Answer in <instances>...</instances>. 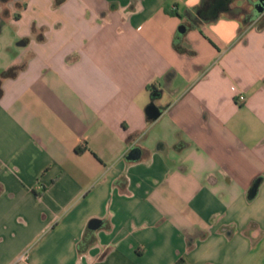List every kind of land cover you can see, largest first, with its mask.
I'll return each instance as SVG.
<instances>
[{
	"label": "crops",
	"instance_id": "1",
	"mask_svg": "<svg viewBox=\"0 0 264 264\" xmlns=\"http://www.w3.org/2000/svg\"><path fill=\"white\" fill-rule=\"evenodd\" d=\"M53 3L7 15L34 13L0 85V264H264V14Z\"/></svg>",
	"mask_w": 264,
	"mask_h": 264
},
{
	"label": "rangeland",
	"instance_id": "2",
	"mask_svg": "<svg viewBox=\"0 0 264 264\" xmlns=\"http://www.w3.org/2000/svg\"><path fill=\"white\" fill-rule=\"evenodd\" d=\"M9 1V2H8ZM2 1L0 0V12L9 13V8H12L14 15L18 14L19 9L22 7L21 5H16V3H20L21 0H8ZM16 1V2H14ZM38 1V0H36ZM3 2V4H2ZM34 13L32 11L26 12L24 20L20 23V25L15 26L11 22V17L7 15H1L0 18V73L3 70L9 68V64L13 59H16L19 56L20 49L17 47L16 33L19 31L24 32L25 30H29L30 21L29 18L33 16ZM152 94H149V98ZM156 103H161V101H156ZM35 242L33 241L31 244L25 245L22 251V255H28L29 252L33 251ZM14 264H25L21 261H16Z\"/></svg>",
	"mask_w": 264,
	"mask_h": 264
},
{
	"label": "water",
	"instance_id": "3",
	"mask_svg": "<svg viewBox=\"0 0 264 264\" xmlns=\"http://www.w3.org/2000/svg\"><path fill=\"white\" fill-rule=\"evenodd\" d=\"M230 0H214L213 5L210 8V12L209 15L207 16V18L209 19H213L217 16L218 12L224 8V5L226 3H228ZM258 7L256 8V11L254 13V15H259L260 13H262L264 11V0H259L258 1ZM186 30L185 26L182 25L180 26L178 33H184ZM161 112L158 106H156V104L151 101L150 104H148L145 108V116L147 118L148 121H155L159 118ZM140 157V152L137 149H134L130 152V154L127 157V160L130 162H135L139 159ZM258 182L254 183L253 186L250 188L249 192H248V199L251 200L255 197L256 192H257V188H258ZM101 225V222L99 220H91L88 223L87 228L90 231H95L97 229H99Z\"/></svg>",
	"mask_w": 264,
	"mask_h": 264
},
{
	"label": "trees",
	"instance_id": "4",
	"mask_svg": "<svg viewBox=\"0 0 264 264\" xmlns=\"http://www.w3.org/2000/svg\"><path fill=\"white\" fill-rule=\"evenodd\" d=\"M65 0H54V3H53V7H58L59 5H61ZM264 27V19L259 23V25L257 26V28H263ZM174 48L177 52H184L183 50H180L178 48V46L174 45ZM190 55H193V52H189ZM20 67H16V66H13V67H10L6 70H3L1 73H0V85H1V81L3 79H6V78H14L18 71H19ZM0 94H1V90H0Z\"/></svg>",
	"mask_w": 264,
	"mask_h": 264
},
{
	"label": "flooded vegetation",
	"instance_id": "5",
	"mask_svg": "<svg viewBox=\"0 0 264 264\" xmlns=\"http://www.w3.org/2000/svg\"><path fill=\"white\" fill-rule=\"evenodd\" d=\"M3 2L5 1H8V0H2ZM258 1L259 0H245V4L246 6L244 7V9L242 10V12L244 13V16L247 17V18H251L255 11H256V8L258 7ZM2 2V4H3ZM9 2V1H8ZM210 8H211V5L210 6H206L205 9L202 10L201 12V15L203 17H207L209 15V12H210ZM230 11V10H229ZM1 15H8V13H4L3 10H1L0 12V18H1ZM0 30H1V27H0Z\"/></svg>",
	"mask_w": 264,
	"mask_h": 264
},
{
	"label": "built area",
	"instance_id": "6",
	"mask_svg": "<svg viewBox=\"0 0 264 264\" xmlns=\"http://www.w3.org/2000/svg\"><path fill=\"white\" fill-rule=\"evenodd\" d=\"M263 14H264V11L262 13H260L258 15V17L260 18V16H262ZM257 20H258V18H257ZM240 99L242 100L243 98H240ZM24 258H25V255H22L20 259H23L24 260Z\"/></svg>",
	"mask_w": 264,
	"mask_h": 264
}]
</instances>
